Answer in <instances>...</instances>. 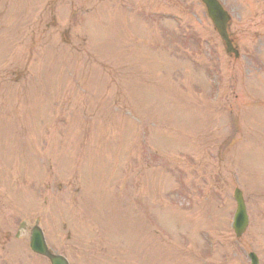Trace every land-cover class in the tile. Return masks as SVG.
Segmentation results:
<instances>
[{
  "label": "rangeland",
  "instance_id": "374dc122",
  "mask_svg": "<svg viewBox=\"0 0 264 264\" xmlns=\"http://www.w3.org/2000/svg\"><path fill=\"white\" fill-rule=\"evenodd\" d=\"M2 1L4 264L34 220L69 264H264V0H220L236 61L197 0Z\"/></svg>",
  "mask_w": 264,
  "mask_h": 264
},
{
  "label": "water",
  "instance_id": "95a60500",
  "mask_svg": "<svg viewBox=\"0 0 264 264\" xmlns=\"http://www.w3.org/2000/svg\"><path fill=\"white\" fill-rule=\"evenodd\" d=\"M200 1L204 5L206 14L211 20L215 31L221 38L223 44L225 45L227 53L232 52L236 57L237 52L232 48V43L229 40L227 34V27L229 22V18L227 14L223 11V9L216 0H200ZM234 199L237 205L236 215L234 219L235 221L234 229L236 235L239 236L246 227V215H245V209L242 202V198L238 191H235ZM35 235H37L38 237H34ZM35 235H33L30 240L31 248L33 249V251L46 255L49 258L51 264H66V262L62 258L53 257L50 254H48V252H46L42 240V236L39 233Z\"/></svg>",
  "mask_w": 264,
  "mask_h": 264
}]
</instances>
